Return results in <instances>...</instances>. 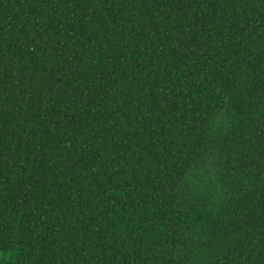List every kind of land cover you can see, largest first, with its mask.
Segmentation results:
<instances>
[{"label": "trees", "instance_id": "obj_1", "mask_svg": "<svg viewBox=\"0 0 264 264\" xmlns=\"http://www.w3.org/2000/svg\"><path fill=\"white\" fill-rule=\"evenodd\" d=\"M0 264H264V0H0Z\"/></svg>", "mask_w": 264, "mask_h": 264}, {"label": "rangeland", "instance_id": "obj_2", "mask_svg": "<svg viewBox=\"0 0 264 264\" xmlns=\"http://www.w3.org/2000/svg\"><path fill=\"white\" fill-rule=\"evenodd\" d=\"M16 253L8 254V253H0V258H5L7 262L11 263L15 261Z\"/></svg>", "mask_w": 264, "mask_h": 264}]
</instances>
